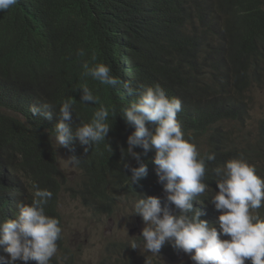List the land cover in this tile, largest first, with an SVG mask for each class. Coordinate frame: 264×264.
<instances>
[{
    "label": "trees",
    "instance_id": "1",
    "mask_svg": "<svg viewBox=\"0 0 264 264\" xmlns=\"http://www.w3.org/2000/svg\"><path fill=\"white\" fill-rule=\"evenodd\" d=\"M194 8L195 4L185 6L181 0H17L0 11V106L21 113L27 122L25 125L0 111V152L14 154L16 179H23L10 193L4 164L0 163V221L15 216L19 204L31 203L33 184L52 192L45 211L56 216L54 207L67 180L54 161L39 162L53 155L48 140L57 123L55 114L53 119L32 114L31 108L42 102L54 103L58 112L63 100H72L75 127L90 122L100 105L119 113L146 86L159 85L169 98L181 100L177 119L188 139L200 125L211 121L231 119L245 124L242 112L246 105L236 98L235 91L247 83L246 71L252 73L255 83L264 80V0H211L207 10ZM190 19L201 24L192 45L197 55L176 47L169 40L172 38L158 31L161 25L169 31L173 22L175 32L181 35L182 25ZM213 39L229 54H223ZM79 50L83 56L78 55ZM203 51L208 52L207 58ZM127 60H131L134 75L127 79L123 71L121 89L101 85L85 75L82 67L85 62L90 67L105 63L117 77V67ZM84 85L92 90L96 103L80 101L79 88ZM126 86L135 89L136 95L129 96ZM132 131L133 126L117 114L107 142L93 144L84 153L74 140L71 151L68 149L80 161L77 167L82 181L76 194L96 215H111L121 198L164 193L155 171L154 150L134 148L144 153L140 159L149 173L140 180L147 186L128 182L129 173L120 163L126 149L121 148L127 147ZM228 134L225 143L235 138L239 142L237 157L254 164L258 159L252 155L257 154L264 161V131L255 141L240 139L236 129ZM124 159L137 166L131 156ZM103 261L111 264L112 256ZM114 264L134 263L124 260L119 252Z\"/></svg>",
    "mask_w": 264,
    "mask_h": 264
},
{
    "label": "clouds",
    "instance_id": "2",
    "mask_svg": "<svg viewBox=\"0 0 264 264\" xmlns=\"http://www.w3.org/2000/svg\"><path fill=\"white\" fill-rule=\"evenodd\" d=\"M210 1L181 0V3L185 6L195 4L194 10H207ZM16 3L17 0H0V11L7 10ZM181 29L183 34L178 35L173 22L169 31L163 25L158 27V31H163L172 38L169 40L176 47L197 55V49L192 45L200 34L199 20H187ZM212 42L218 46L216 39ZM218 48L223 54H229L222 46ZM207 53L203 51L204 58L208 57ZM78 55L83 56V50H79ZM215 56L214 53L212 57ZM82 67L85 75L91 76L101 85H118L119 89L123 85L124 70L127 79L134 75L131 60H127L125 65L119 64L117 77L105 63L90 67L85 62ZM244 77L247 83L242 84L235 95L246 105V110L242 112V118H246L245 124L231 119L211 121L206 126L200 125L201 128L191 139L186 137L177 119V114L182 110L181 100L177 97L169 98L159 85L146 86L137 95V99L119 113L115 108L100 105L90 122L75 127L72 100H63L58 112L57 106L50 102L33 106V115L46 119H53V114L57 117L55 134H49L48 140L54 150L53 155L39 159L40 165L54 161L57 170L66 177L60 169L56 152L57 147H64L69 155L65 158V166L76 167L79 182L72 187L66 177L67 183L65 181L54 207L56 216L45 211L52 192L33 184L31 203L19 204L15 216L11 214L10 219L0 221V264H60L61 259L66 257L69 264L73 262L75 253L64 235L63 216L59 211L61 194L66 193L77 200L82 208L89 211L91 208L82 203L81 195L76 194L82 181L81 170L77 167L80 161L68 149L71 151L74 140L83 147L84 153L93 144L107 142L112 121L117 114L134 128L127 136V147L121 148L126 149L121 152L120 163L129 173L128 182L131 185L138 183L147 186L140 180L149 173L146 164L140 159L144 153L139 150L135 152L134 148L140 147L145 152L154 150L155 171L164 193L159 196L121 198L117 202L113 212L122 202L131 204L128 215L134 216L128 224L132 227L134 237L129 241L106 245L103 250L108 246L111 248L104 254L102 252L101 259L95 264H102L103 258L108 255L112 256L111 264H114L119 252L124 254V260H130L134 264H155L162 257L172 255L177 256L179 264H264V161L257 154L252 155L258 159L254 164L248 163L242 156L237 157L239 142L236 138L224 142L229 137L228 132H235V129L239 130L237 137L240 139L253 138L249 136V131L246 132V125L251 118H255L259 108L261 110L256 120L258 132L255 139L251 140L255 141L260 131H264V104L259 93L264 89V80L260 84L255 83L252 73L248 71ZM79 89L81 102H97L88 86L84 85ZM126 91L129 96L136 95V90L131 87L126 86ZM256 100L259 104L254 103ZM0 111L27 125L21 113L3 106H0ZM107 144L112 152L111 146ZM13 155L0 152V163L4 164L10 193L23 182L20 176L19 181L16 179V161ZM125 156L134 158L137 166H131L124 159ZM150 171L154 174V169L151 168ZM67 186L72 189L69 190ZM139 189L142 190L143 187ZM97 215L110 216L106 213ZM140 248L143 253L135 254ZM179 256L184 257L182 263Z\"/></svg>",
    "mask_w": 264,
    "mask_h": 264
},
{
    "label": "rangeland",
    "instance_id": "3",
    "mask_svg": "<svg viewBox=\"0 0 264 264\" xmlns=\"http://www.w3.org/2000/svg\"><path fill=\"white\" fill-rule=\"evenodd\" d=\"M261 100L264 104V89L260 92ZM254 103H258L256 100ZM261 108L256 112L255 118H251L249 124L246 125V132L249 136H254L258 132L256 120L259 118ZM238 126L240 124L238 123ZM56 147L55 140L53 141ZM59 166L62 172L69 180V185L75 187L79 182V172L76 167H66L65 158L69 155L64 147H57ZM77 200L69 197L66 193H62L59 202V211L63 216V232L67 242L71 246L75 255L71 264H95L101 259L103 254L110 247L103 248L112 242H125L134 237L131 233V225L129 221L133 219L134 214L128 215L131 204L122 202L119 208L116 207L112 215L106 217L104 215H95L87 208H82ZM111 248V247H110ZM115 250V249H113ZM143 249H137L135 254L141 255ZM180 261L184 260L183 256H179ZM60 264H69L67 257L61 259ZM155 264H179L176 255L170 257H162Z\"/></svg>",
    "mask_w": 264,
    "mask_h": 264
}]
</instances>
